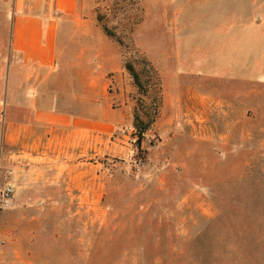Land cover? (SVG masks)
Wrapping results in <instances>:
<instances>
[{
  "label": "rangeland",
  "instance_id": "374dc122",
  "mask_svg": "<svg viewBox=\"0 0 264 264\" xmlns=\"http://www.w3.org/2000/svg\"><path fill=\"white\" fill-rule=\"evenodd\" d=\"M14 3L0 0L2 69L1 20ZM81 5L114 36L105 34L123 78L108 75L109 103L117 108L123 95L129 118L104 154L84 159L92 166L87 200L62 184L27 194L11 185L0 264H264V21L260 41L238 33L244 20L264 19V0ZM230 17L235 24L211 25ZM238 42L251 53L259 45L261 55L232 56ZM144 61L160 78L162 102L138 149L134 110L141 102L146 113L153 95L138 92L124 64L134 62L144 83Z\"/></svg>",
  "mask_w": 264,
  "mask_h": 264
},
{
  "label": "crops",
  "instance_id": "0c3cea01",
  "mask_svg": "<svg viewBox=\"0 0 264 264\" xmlns=\"http://www.w3.org/2000/svg\"><path fill=\"white\" fill-rule=\"evenodd\" d=\"M82 10L81 0H15L11 21L1 20L8 53L0 65V185L19 194L62 184L67 195L77 190L87 200L92 166L84 159L104 154L108 136L129 118L123 95L113 108L107 92L108 75L123 78L120 55ZM225 21L236 23L230 17L211 25ZM262 21L238 23L245 42L259 36ZM237 45L232 56L261 55L259 45L252 53ZM3 211L0 228H8Z\"/></svg>",
  "mask_w": 264,
  "mask_h": 264
},
{
  "label": "trees",
  "instance_id": "16d2710c",
  "mask_svg": "<svg viewBox=\"0 0 264 264\" xmlns=\"http://www.w3.org/2000/svg\"><path fill=\"white\" fill-rule=\"evenodd\" d=\"M97 22L99 23L100 27L104 31V33L110 37L113 38L114 36L107 30V28L101 24L102 20L101 18H97ZM118 43L121 45V42L118 41ZM134 62H125L124 69L129 74L133 86L138 90V92L145 96L148 94L149 91L152 93V101L150 104L149 109H147L146 113H143L141 110V102H138V106L134 110V122H133V128L134 131H136L135 137H136V148L139 149L141 146L143 140H144V134L151 128L152 124L155 122L156 118L158 117L160 108H161V102H162V88H161V82L158 74L156 71L153 70V68L148 64V62L144 61L142 62L143 65L146 67L144 68L145 76L147 79L144 83L140 80L139 73L134 68ZM146 97V96H145Z\"/></svg>",
  "mask_w": 264,
  "mask_h": 264
},
{
  "label": "built area",
  "instance_id": "2783aa9c",
  "mask_svg": "<svg viewBox=\"0 0 264 264\" xmlns=\"http://www.w3.org/2000/svg\"><path fill=\"white\" fill-rule=\"evenodd\" d=\"M14 198V190L10 183L0 185V211L9 207Z\"/></svg>",
  "mask_w": 264,
  "mask_h": 264
}]
</instances>
